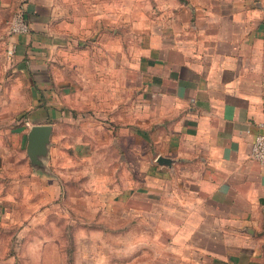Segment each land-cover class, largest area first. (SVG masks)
I'll use <instances>...</instances> for the list:
<instances>
[{
  "label": "crops",
  "instance_id": "crops-1",
  "mask_svg": "<svg viewBox=\"0 0 264 264\" xmlns=\"http://www.w3.org/2000/svg\"><path fill=\"white\" fill-rule=\"evenodd\" d=\"M20 9L30 31L9 59ZM60 119L71 135L99 127L105 145L151 134V203L163 201L174 245L264 264V164L250 156L264 124V0H0L1 224L13 200L52 185L28 132L59 133Z\"/></svg>",
  "mask_w": 264,
  "mask_h": 264
},
{
  "label": "rangeland",
  "instance_id": "rangeland-1",
  "mask_svg": "<svg viewBox=\"0 0 264 264\" xmlns=\"http://www.w3.org/2000/svg\"><path fill=\"white\" fill-rule=\"evenodd\" d=\"M59 123L48 158L54 176L45 173L52 185L41 182L28 199L13 200L0 223V264H241L174 245L163 201L151 203V134L105 145L99 127L91 132L81 123L71 135Z\"/></svg>",
  "mask_w": 264,
  "mask_h": 264
},
{
  "label": "water",
  "instance_id": "water-1",
  "mask_svg": "<svg viewBox=\"0 0 264 264\" xmlns=\"http://www.w3.org/2000/svg\"><path fill=\"white\" fill-rule=\"evenodd\" d=\"M52 131L53 125L50 123L33 124L28 132L27 152L37 170L53 174L48 168ZM156 159L163 165H171L173 162L172 157L163 154H159Z\"/></svg>",
  "mask_w": 264,
  "mask_h": 264
},
{
  "label": "built area",
  "instance_id": "built-area-1",
  "mask_svg": "<svg viewBox=\"0 0 264 264\" xmlns=\"http://www.w3.org/2000/svg\"><path fill=\"white\" fill-rule=\"evenodd\" d=\"M30 31V23L24 12L20 9L15 11L8 22V33L6 39V56L12 58L18 48V43L14 39V35L28 33ZM251 158L264 164V124L263 130L255 135L250 149Z\"/></svg>",
  "mask_w": 264,
  "mask_h": 264
}]
</instances>
